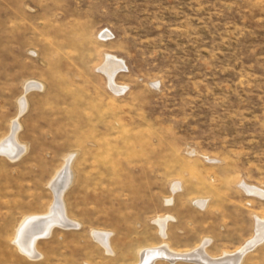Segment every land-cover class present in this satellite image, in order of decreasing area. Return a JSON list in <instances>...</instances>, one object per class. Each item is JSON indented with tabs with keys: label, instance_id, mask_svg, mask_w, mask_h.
<instances>
[{
	"label": "rangeland",
	"instance_id": "374dc122",
	"mask_svg": "<svg viewBox=\"0 0 264 264\" xmlns=\"http://www.w3.org/2000/svg\"><path fill=\"white\" fill-rule=\"evenodd\" d=\"M14 120L26 151L0 155V264H137L207 239L211 257L237 251L264 220L241 186L264 189V0H0V142ZM70 156L63 201L80 226L28 258L18 225L49 210ZM240 264H264V241Z\"/></svg>",
	"mask_w": 264,
	"mask_h": 264
},
{
	"label": "bare ground",
	"instance_id": "6f19581e",
	"mask_svg": "<svg viewBox=\"0 0 264 264\" xmlns=\"http://www.w3.org/2000/svg\"><path fill=\"white\" fill-rule=\"evenodd\" d=\"M109 34L110 33L107 32L106 36H109ZM102 69L108 77L110 88L116 93H123L126 87L118 85L115 77L119 69H125L124 62L116 56L108 54ZM42 86L43 85L36 86L33 82L28 83L25 87V93L34 88H43ZM26 102L25 100L20 101L21 112L26 109ZM20 127V124L14 120L11 133L6 139L0 142V155L7 157L11 161H17L26 151V146L19 144V141L17 142V133ZM71 160L72 156L67 159L65 166L59 170L55 178L52 179L51 187L54 192V201L49 210L44 214L25 216L18 225L13 243L19 248L20 252L24 253L28 258L36 260L42 257V253L37 248V242L40 239L49 237L56 227L78 228L80 226L79 222L67 216L65 203L63 201L64 192L71 182V171L69 168ZM241 186L248 194L258 195L264 198L263 188L245 185L244 183H242ZM177 188H179L178 184L174 186V190ZM169 202H171V200H169ZM198 204L203 207L205 201H199ZM158 223L163 229L166 221L165 219H158ZM92 234L94 238L106 248L108 253H113V249H111L112 247H110L111 245L109 243L111 233L93 231ZM263 241L264 220L258 218L255 237L250 238L249 241L237 251L230 253L224 252L225 254L220 257H211L212 255L210 256L206 249L210 243L208 239L204 240L199 246L190 251H175L163 244L159 247L141 250L139 253L140 261L137 264H152L153 260L156 259H166L171 262L178 260L190 261L198 264H240L245 253ZM158 256L160 257L157 258Z\"/></svg>",
	"mask_w": 264,
	"mask_h": 264
},
{
	"label": "water",
	"instance_id": "95a60500",
	"mask_svg": "<svg viewBox=\"0 0 264 264\" xmlns=\"http://www.w3.org/2000/svg\"><path fill=\"white\" fill-rule=\"evenodd\" d=\"M62 173H64V172H62ZM160 256H158L157 258H159Z\"/></svg>",
	"mask_w": 264,
	"mask_h": 264
},
{
	"label": "crops",
	"instance_id": "0c3cea01",
	"mask_svg": "<svg viewBox=\"0 0 264 264\" xmlns=\"http://www.w3.org/2000/svg\"><path fill=\"white\" fill-rule=\"evenodd\" d=\"M198 264V263H197Z\"/></svg>",
	"mask_w": 264,
	"mask_h": 264
}]
</instances>
